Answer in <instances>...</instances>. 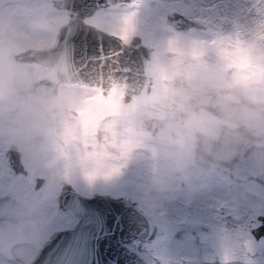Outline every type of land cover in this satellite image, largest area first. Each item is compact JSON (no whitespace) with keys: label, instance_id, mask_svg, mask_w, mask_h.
I'll use <instances>...</instances> for the list:
<instances>
[{"label":"rangeland","instance_id":"374dc122","mask_svg":"<svg viewBox=\"0 0 264 264\" xmlns=\"http://www.w3.org/2000/svg\"><path fill=\"white\" fill-rule=\"evenodd\" d=\"M133 2L93 16L151 46L154 89L122 102L119 86L102 95L13 59L50 44L66 13L0 0V264H27L73 222L56 203L63 180L135 199L162 227L163 264H264V238L249 232L264 212V0ZM171 8L206 26L174 28ZM11 144L27 175L12 172Z\"/></svg>","mask_w":264,"mask_h":264},{"label":"water","instance_id":"95a60500","mask_svg":"<svg viewBox=\"0 0 264 264\" xmlns=\"http://www.w3.org/2000/svg\"><path fill=\"white\" fill-rule=\"evenodd\" d=\"M135 0H51L64 9L66 19L44 46L27 45L12 52L13 59L51 68L62 83L98 88L102 95L121 88L118 99L132 102L150 93L156 79L150 72L151 46L133 33L127 39L86 20L97 9ZM176 29L203 28L206 24L178 10L166 12ZM14 173L27 175L20 150L13 144L4 151ZM44 180L34 175L33 187ZM57 206L75 218L53 229L42 240L27 264H163L153 251L162 227L151 214L121 194L93 191L86 194L63 180L56 194ZM249 226L254 239L264 238V212Z\"/></svg>","mask_w":264,"mask_h":264},{"label":"flooded vegetation","instance_id":"af4514ba","mask_svg":"<svg viewBox=\"0 0 264 264\" xmlns=\"http://www.w3.org/2000/svg\"><path fill=\"white\" fill-rule=\"evenodd\" d=\"M133 3H134V2H133ZM133 3H132V2H129V3H125V4H112V5H107V6H105V7H101V8H99V9H97L92 15L87 16V17H86V20H88V21H90V22L96 24L97 26L102 27V28H104V29H106V30H111V31H113L114 33H116V34L122 36L124 39H127L131 34H133V33H137V32H136V31H130L128 34H125V35H124V34H122V32L120 33L118 30H115L114 28H111V27H112L111 25H110V26H107V25L104 24L103 22H100V21L97 22V21L93 20V16L96 15V14H98L101 10L106 9V8H109V7H112V6H118V7H126V6H130V7H131V5H133ZM170 10H178V11L184 13L186 16H189V17L195 18V17L189 15L188 13L183 12V11H181V10H179V9L171 8ZM170 10H167V11H170ZM167 11H166V12H167ZM166 12H165V18H166V20L172 25V23H171V22L167 19V17H166ZM195 19H197V18H195ZM197 20H198V19H197ZM199 21H201V20H199ZM172 26H173V25H172ZM173 27H174V26H173ZM180 30H187V29H180ZM56 78H57V77H56ZM11 170H12V169H11ZM12 172H13V171H12ZM13 173H14V172H13Z\"/></svg>","mask_w":264,"mask_h":264}]
</instances>
